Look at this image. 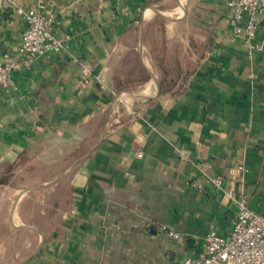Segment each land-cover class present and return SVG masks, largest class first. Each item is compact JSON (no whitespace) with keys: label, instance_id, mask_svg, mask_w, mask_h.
<instances>
[{"label":"crops","instance_id":"1","mask_svg":"<svg viewBox=\"0 0 264 264\" xmlns=\"http://www.w3.org/2000/svg\"><path fill=\"white\" fill-rule=\"evenodd\" d=\"M18 6L65 49L0 89V264H183L238 197L264 215V14L251 46L229 0H0V59ZM38 188L56 190L30 220Z\"/></svg>","mask_w":264,"mask_h":264},{"label":"built area","instance_id":"2","mask_svg":"<svg viewBox=\"0 0 264 264\" xmlns=\"http://www.w3.org/2000/svg\"><path fill=\"white\" fill-rule=\"evenodd\" d=\"M15 2L16 0H9ZM123 0H114L120 4ZM233 9L230 20L231 33L253 46L260 27V16L264 14V0H229ZM123 10H127L125 6ZM17 12L26 22L20 43L15 54L6 52L0 59V89L16 88L13 73L32 66L35 61L49 53H60L65 47L53 31L50 17L31 8L17 7ZM89 82L90 77L84 76ZM217 187H221V178H214ZM193 185H197L193 183ZM227 195L235 197L232 189ZM238 212L228 237L211 230L205 236V254L186 256L183 264H264V215L250 208L245 198L238 197ZM177 238L178 232L167 231Z\"/></svg>","mask_w":264,"mask_h":264},{"label":"rangeland","instance_id":"3","mask_svg":"<svg viewBox=\"0 0 264 264\" xmlns=\"http://www.w3.org/2000/svg\"><path fill=\"white\" fill-rule=\"evenodd\" d=\"M32 174L33 176L35 177H41V178H44V177H53L55 175H57V170L56 168H53L52 170L50 169H45L43 170V173H42V170L40 169H34L32 171ZM19 176V175H18ZM21 180L19 179L18 182H20ZM22 189H25V186L22 188ZM56 189L54 190H48V195L50 193H54ZM65 191L67 192V187H65ZM46 193V190H43L42 188H38L37 190H33L31 192H29V195L31 197H29V199H27V201H24L22 203V207L23 209H29L28 211L32 212L33 216H29L27 217V219H30V220H35L38 218V211L46 206V204L50 203V200L48 198V195H45L44 197V194ZM7 207V205L5 206Z\"/></svg>","mask_w":264,"mask_h":264}]
</instances>
